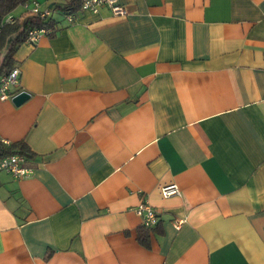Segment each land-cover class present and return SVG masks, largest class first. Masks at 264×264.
<instances>
[{"label":"crops","instance_id":"crops-1","mask_svg":"<svg viewBox=\"0 0 264 264\" xmlns=\"http://www.w3.org/2000/svg\"><path fill=\"white\" fill-rule=\"evenodd\" d=\"M117 2L14 52L0 139L32 173L0 171V264H264V0Z\"/></svg>","mask_w":264,"mask_h":264},{"label":"built area","instance_id":"built-area-1","mask_svg":"<svg viewBox=\"0 0 264 264\" xmlns=\"http://www.w3.org/2000/svg\"><path fill=\"white\" fill-rule=\"evenodd\" d=\"M107 6L115 15L124 14V8L117 0H82L80 11L81 12H97L100 7ZM28 8L30 15L46 17L51 15V9H41L37 1L25 4ZM76 14H67L66 18L69 22H73ZM50 32L48 28H33L29 31L26 41L28 43L36 44L42 35ZM21 69L17 66L13 67L9 72L0 74V100L13 101L14 97L19 93L25 91L20 86ZM0 144L9 146V141L0 139ZM25 162V157L20 155H1L0 153V171H6L16 178H23L30 176L32 171L22 166ZM161 195L163 198L179 196L180 192L175 184L164 186L161 188ZM132 211L140 219L141 226L144 229H152L158 224V212L152 208L147 202L142 201Z\"/></svg>","mask_w":264,"mask_h":264},{"label":"trees","instance_id":"trees-1","mask_svg":"<svg viewBox=\"0 0 264 264\" xmlns=\"http://www.w3.org/2000/svg\"><path fill=\"white\" fill-rule=\"evenodd\" d=\"M30 0H0V74L9 72L14 65V52L20 44L24 43L29 31L33 28H48L53 30L56 21L53 15L40 17L31 15L25 21L20 22H6V17L11 14L18 7L27 4ZM82 0H66L63 3L59 1L54 2L50 7L51 11L60 10L65 15L77 13L80 10ZM9 45V47H8ZM21 150L19 153L15 152L18 145L5 146L0 144V152L3 151L4 155H28L26 147L20 145ZM158 225V224H157ZM156 225V226H157ZM143 227L137 236V240L144 246L149 247V233Z\"/></svg>","mask_w":264,"mask_h":264},{"label":"water","instance_id":"water-1","mask_svg":"<svg viewBox=\"0 0 264 264\" xmlns=\"http://www.w3.org/2000/svg\"><path fill=\"white\" fill-rule=\"evenodd\" d=\"M30 97L31 94L28 91H23L14 97L13 102L15 105L20 106L25 103Z\"/></svg>","mask_w":264,"mask_h":264},{"label":"rangeland","instance_id":"rangeland-1","mask_svg":"<svg viewBox=\"0 0 264 264\" xmlns=\"http://www.w3.org/2000/svg\"><path fill=\"white\" fill-rule=\"evenodd\" d=\"M9 46V45H8Z\"/></svg>","mask_w":264,"mask_h":264}]
</instances>
